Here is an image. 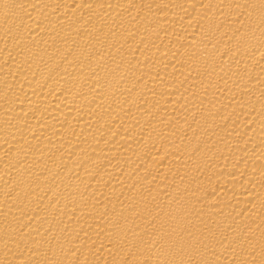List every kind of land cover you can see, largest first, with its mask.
Listing matches in <instances>:
<instances>
[{"label": "bare ground", "instance_id": "6f19581e", "mask_svg": "<svg viewBox=\"0 0 264 264\" xmlns=\"http://www.w3.org/2000/svg\"><path fill=\"white\" fill-rule=\"evenodd\" d=\"M0 264H264V0H0Z\"/></svg>", "mask_w": 264, "mask_h": 264}]
</instances>
